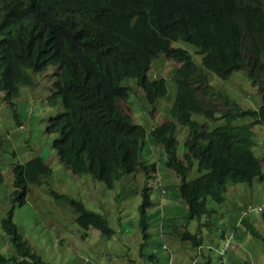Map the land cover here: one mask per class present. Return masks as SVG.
Returning <instances> with one entry per match:
<instances>
[{
    "label": "trees",
    "instance_id": "16d2710c",
    "mask_svg": "<svg viewBox=\"0 0 264 264\" xmlns=\"http://www.w3.org/2000/svg\"><path fill=\"white\" fill-rule=\"evenodd\" d=\"M2 13L0 92L10 101L16 122L21 123L12 97L19 94V84L33 83L24 68L37 73L54 66L45 104H61L62 110L48 119L45 131L56 135L53 148L62 165L77 177L90 174L113 188L139 167L147 172L150 165L156 169L155 163L143 159V149L151 144L162 148L164 164L178 179V197L187 206V223L179 228L176 207L167 203L162 226L174 224L176 237L201 253L203 236L188 228L190 220L211 216L214 211L208 199L223 203L229 182L251 185L256 178L264 179L250 122L238 123L251 118L252 124L264 125V0H0ZM178 41L194 45L201 64L188 49L175 46ZM162 56L179 62L171 76L177 91L167 107L171 118L148 133L119 102L128 100L130 87L123 84L128 78L135 80L152 105L168 94V78L149 76ZM204 69L222 79L245 71L259 90L261 107L243 108L212 86ZM193 114L222 122L210 128L209 123L193 119ZM179 125L189 129L181 155ZM193 171L197 175L190 177ZM12 173V201L21 206L27 203L32 185L48 182L53 168L44 157L35 156L14 162ZM55 195L73 208L77 224L86 230L84 236L92 228L113 235L104 215L81 200ZM151 206L145 187L139 227L146 241ZM2 226L18 256L6 258L0 253V264L9 260L48 264L19 232L13 209ZM148 258L156 260L157 255L151 253Z\"/></svg>",
    "mask_w": 264,
    "mask_h": 264
},
{
    "label": "rangeland",
    "instance_id": "374dc122",
    "mask_svg": "<svg viewBox=\"0 0 264 264\" xmlns=\"http://www.w3.org/2000/svg\"><path fill=\"white\" fill-rule=\"evenodd\" d=\"M174 45L188 49L194 60L201 64L202 56L196 53L194 45L185 41L175 42ZM178 63L162 56L160 63L150 70L151 77L168 78V94L159 98L154 105L146 100L144 91L134 79L128 78L123 82L130 87L129 97L126 102L119 103L134 122L146 127L148 133L154 126L171 118L167 107L172 105L177 91L171 76ZM55 69L50 66L36 73L24 68L32 76L33 83L19 84V94L12 97L20 125L13 118L10 101L5 98L4 92H0V167L3 172V181L0 183L1 254L6 258L18 256L11 237L2 226L3 218L13 209V221L19 232L48 264H169V260L178 264L177 255L183 257L186 249L190 251L187 264H264V179L256 178L251 185L229 182L223 203L208 199V206L214 211L213 214L188 223L192 232H199L203 236V246L198 250L200 253L190 242L176 237L174 224L162 226L164 213L168 214L169 202L176 207L175 226L180 228L187 223L184 220L187 206L178 197V179L164 164L162 148L147 144L143 149V159L147 163H155L156 169L150 165L147 172L145 168L139 167L137 171L125 174L113 188L107 187L90 174L77 177L65 168L53 148L56 135L45 131L48 119L62 110L61 104H45L47 96L51 94ZM204 70L212 86L237 101L243 108L261 107L259 90L245 71L237 70L230 78L222 79L214 72ZM153 108L154 113L151 112ZM193 119L209 123L210 128L222 122L220 119L210 121L200 114H193ZM252 120L241 119L238 123L250 122L255 141L253 149L264 170V125L252 124ZM188 134L187 126H178L176 136L180 142V155L183 154ZM35 156L44 157L52 166L53 174L42 186L32 185L27 203L21 206L14 204L11 193L12 164L16 161L26 162ZM195 175L197 172L193 171L190 177ZM145 187L149 189L152 199V206L148 210L150 237L147 241L139 227V205ZM162 189H165L164 193ZM55 193L81 200L88 209L104 215L114 230L113 235L107 236L92 228L84 236L86 230L77 224L73 208L63 198L56 197ZM249 205L255 208L262 206V209L247 211L244 218L246 224L240 223L241 210ZM252 229L256 231V235L252 233ZM231 232L235 234L236 241L226 254L222 253L228 233ZM163 244H166L164 248ZM184 246H187L186 249ZM151 253L157 255L156 260L148 258ZM6 264H12V260Z\"/></svg>",
    "mask_w": 264,
    "mask_h": 264
},
{
    "label": "crops",
    "instance_id": "0c3cea01",
    "mask_svg": "<svg viewBox=\"0 0 264 264\" xmlns=\"http://www.w3.org/2000/svg\"><path fill=\"white\" fill-rule=\"evenodd\" d=\"M186 247L187 246H184L183 248H185L186 249ZM186 253L183 255V257L181 256V255H177V263L178 264H187L186 263V260L188 259V256H189V253H190V251H188L187 249H186ZM172 261V260H171ZM170 260H169V264L170 263H172V264H174V262H171Z\"/></svg>",
    "mask_w": 264,
    "mask_h": 264
},
{
    "label": "built area",
    "instance_id": "2783aa9c",
    "mask_svg": "<svg viewBox=\"0 0 264 264\" xmlns=\"http://www.w3.org/2000/svg\"><path fill=\"white\" fill-rule=\"evenodd\" d=\"M257 209L258 210H261L262 209V206L261 207H258V208H255V207H249L248 208V211L249 210H254V211H257ZM232 235H229V237H231ZM228 237V238H229ZM233 246V243H231L230 242V240H227V242H226V246L223 248V250L221 251L222 253H227V250L229 249V248H231Z\"/></svg>",
    "mask_w": 264,
    "mask_h": 264
},
{
    "label": "clouds",
    "instance_id": "9594fccd",
    "mask_svg": "<svg viewBox=\"0 0 264 264\" xmlns=\"http://www.w3.org/2000/svg\"><path fill=\"white\" fill-rule=\"evenodd\" d=\"M249 207H252V205H249V206H246L245 207V209L243 210H241V213H242V217L240 218V220H239V222L240 223H243L244 222V218H246V212L248 211V208ZM229 235H231L232 234V236H234L235 237V234L233 233V232H231V233H228ZM226 235V233L224 232V236ZM234 244V243H233Z\"/></svg>",
    "mask_w": 264,
    "mask_h": 264
},
{
    "label": "bare ground",
    "instance_id": "6f19581e",
    "mask_svg": "<svg viewBox=\"0 0 264 264\" xmlns=\"http://www.w3.org/2000/svg\"><path fill=\"white\" fill-rule=\"evenodd\" d=\"M6 11V9L3 11V12H5ZM0 17H4V13H2L1 15H0ZM227 240H230V242L231 243H234L235 241H236V239H235V237L234 236H231V237H229V238H227Z\"/></svg>",
    "mask_w": 264,
    "mask_h": 264
}]
</instances>
